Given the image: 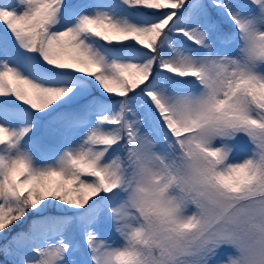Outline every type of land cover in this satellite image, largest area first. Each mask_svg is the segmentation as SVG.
<instances>
[{"label": "snow or ice", "instance_id": "6c2138e0", "mask_svg": "<svg viewBox=\"0 0 264 264\" xmlns=\"http://www.w3.org/2000/svg\"><path fill=\"white\" fill-rule=\"evenodd\" d=\"M0 241L264 264V0H0Z\"/></svg>", "mask_w": 264, "mask_h": 264}, {"label": "trees", "instance_id": "16d2710c", "mask_svg": "<svg viewBox=\"0 0 264 264\" xmlns=\"http://www.w3.org/2000/svg\"><path fill=\"white\" fill-rule=\"evenodd\" d=\"M13 231H15V229ZM9 235H11V233H9ZM3 243H5V241H0V245H3Z\"/></svg>", "mask_w": 264, "mask_h": 264}]
</instances>
